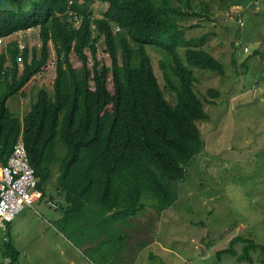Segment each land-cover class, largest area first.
I'll list each match as a JSON object with an SVG mask.
<instances>
[{
  "label": "trees",
  "instance_id": "trees-1",
  "mask_svg": "<svg viewBox=\"0 0 264 264\" xmlns=\"http://www.w3.org/2000/svg\"><path fill=\"white\" fill-rule=\"evenodd\" d=\"M230 1L228 9L240 4ZM94 2L106 4L99 18H93L90 9ZM192 2L0 0V40L37 28L41 45L37 55L35 49L20 50L11 40L0 52V166L6 165L15 144L22 141L43 195L56 166L55 190L63 212L57 224L76 239L83 238L82 231L88 227L101 231L92 239L112 236L113 226L126 225L144 209L146 193L150 196L146 202L152 200L151 208L160 215L176 202L187 165L203 149L196 123L208 119V114L194 90L192 68L220 76L225 68L203 48L204 36L186 38L179 21L198 15ZM99 42L110 66L98 57ZM50 44L53 93L39 90L19 119L10 111L8 100L23 96V88L44 71ZM147 47L161 54L158 66L175 95L174 104L158 83ZM72 56L79 67H74ZM207 94L220 96L213 89ZM106 218L113 226H100ZM120 226L122 234L125 226ZM237 244L242 245L241 253ZM125 247L115 249L121 252L116 255L104 244L101 264H107L111 256L113 264L127 263L121 261ZM2 249L7 264H16L18 249L11 243H4ZM256 251L262 256L256 261L264 264V245L235 236L216 252V258L231 255L239 262H254L251 252Z\"/></svg>",
  "mask_w": 264,
  "mask_h": 264
},
{
  "label": "rangeland",
  "instance_id": "rangeland-1",
  "mask_svg": "<svg viewBox=\"0 0 264 264\" xmlns=\"http://www.w3.org/2000/svg\"><path fill=\"white\" fill-rule=\"evenodd\" d=\"M192 1L198 15L179 23L185 28L186 38L205 37L203 48L222 62L225 74L192 68L196 78L194 90L204 103L208 119L196 123L203 149L187 165L176 202L157 215L150 206L152 200L146 202L150 198L146 193L142 198L144 209L126 225L119 222L113 226L107 218L104 223L98 220L101 227L112 224V236L92 239L101 231L88 227L82 231L83 238L76 239L57 224L62 210L37 200L31 207L25 206L6 230L0 229V243L8 236L7 243L19 251L16 264H101L104 244L116 255L121 252L115 249L127 246L121 256L125 264H259L258 251L251 252L254 262H239L231 255H223L219 260L216 252L227 247L235 236L264 245V0H239V5L229 9L230 0ZM90 9L93 18H99L106 4L94 2ZM238 13L241 16L237 17ZM11 40L17 42L20 50L35 49L40 54L37 28L0 40V52ZM49 51V64L23 88L24 95L17 94L8 100L10 111L19 119L29 111L39 90L53 93L51 44ZM147 52L166 99L174 104L175 95L169 91L158 66L161 54L153 47H147ZM98 57L110 66L101 42ZM19 63L21 70V59ZM72 63L74 67L80 65L73 56ZM210 89L220 96L208 95ZM208 100L215 103L209 104ZM60 146L58 142V154ZM58 175L55 166L44 188L48 198L57 196ZM119 225L125 226L122 234ZM120 236L125 240L120 241ZM2 247L0 264H7L9 259L3 256ZM235 248L241 253V244Z\"/></svg>",
  "mask_w": 264,
  "mask_h": 264
},
{
  "label": "built area",
  "instance_id": "built-area-1",
  "mask_svg": "<svg viewBox=\"0 0 264 264\" xmlns=\"http://www.w3.org/2000/svg\"><path fill=\"white\" fill-rule=\"evenodd\" d=\"M241 16L238 13L237 17ZM37 178L29 164L27 150L22 141H18L6 165L0 166V229L14 219L25 206L31 207L37 200H43L47 206L56 209L61 199L50 200L37 190Z\"/></svg>",
  "mask_w": 264,
  "mask_h": 264
},
{
  "label": "crops",
  "instance_id": "crops-1",
  "mask_svg": "<svg viewBox=\"0 0 264 264\" xmlns=\"http://www.w3.org/2000/svg\"><path fill=\"white\" fill-rule=\"evenodd\" d=\"M254 2H255V0H254ZM58 196V195H57ZM57 196H51L53 199H55ZM45 197H46V195H45ZM53 209V208H52ZM54 210H58V207L56 208V209H54ZM60 219V218H59ZM58 220V219H57ZM56 220V221H57ZM8 242V236L7 237H3L2 238V240H1V243H0V246H2L4 243H7ZM107 264H112V263H110V262H108Z\"/></svg>",
  "mask_w": 264,
  "mask_h": 264
},
{
  "label": "bare ground",
  "instance_id": "bare-ground-1",
  "mask_svg": "<svg viewBox=\"0 0 264 264\" xmlns=\"http://www.w3.org/2000/svg\"><path fill=\"white\" fill-rule=\"evenodd\" d=\"M255 2H257V1H255ZM240 14H241V13H240ZM37 190H38V189H37ZM22 209H23V208H22ZM22 209H21V210H22ZM21 210H20V211H21ZM20 211H19V212H20ZM19 212H18V213H19ZM15 217H16V216H15ZM15 217H14V219H15ZM14 219H13V220H14ZM13 220H12V221H13ZM12 221H10V222H12ZM10 222H9V223H10ZM9 223H8V224H9ZM8 224H7V226H8ZM6 229H7V228H6ZM6 229H5V230H6ZM1 230H2V229H1Z\"/></svg>",
  "mask_w": 264,
  "mask_h": 264
}]
</instances>
